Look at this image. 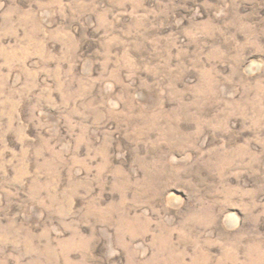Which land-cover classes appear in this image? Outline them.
<instances>
[{
  "label": "rangeland",
  "instance_id": "obj_1",
  "mask_svg": "<svg viewBox=\"0 0 264 264\" xmlns=\"http://www.w3.org/2000/svg\"><path fill=\"white\" fill-rule=\"evenodd\" d=\"M0 264H264V0H0Z\"/></svg>",
  "mask_w": 264,
  "mask_h": 264
}]
</instances>
